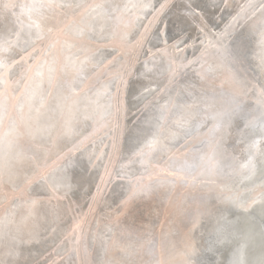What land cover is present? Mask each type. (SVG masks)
I'll use <instances>...</instances> for the list:
<instances>
[{
    "label": "snow or ice",
    "instance_id": "1",
    "mask_svg": "<svg viewBox=\"0 0 264 264\" xmlns=\"http://www.w3.org/2000/svg\"><path fill=\"white\" fill-rule=\"evenodd\" d=\"M202 3L203 7L197 0H188L178 6L173 0H140L123 8L113 5L111 16L104 10V3L95 5L93 11H101L92 21H103L105 17L119 20L124 12L136 10L133 22L140 23L133 48L143 50L145 59L137 55L131 62L123 58L118 61L117 56L96 59L109 48L104 22L97 26L84 21L71 36L65 32L62 23L66 10L81 9L82 4L27 0L18 6H2L0 189L7 177L12 191H19L22 198L0 216V264H38L34 260L37 253L31 251L41 235L36 222L54 224L59 219L57 209H44V205L53 198L62 202L91 179L95 151L94 143L93 151L85 147L88 137L79 140L85 150L78 158L69 153L51 163L47 155H42L47 150L38 142L40 139H54V134L77 135L75 125L89 121L112 133L108 137L111 147L126 162L114 172L106 166L105 175L128 181L127 194L119 207L124 215L134 217L139 211L138 203L156 199L157 188L162 185L141 183L129 171L131 164L139 161L150 165L159 151L172 153L177 159L186 155L209 119L207 115L198 119L195 110L202 107L207 113L217 105L219 108L210 117L213 126L203 134L209 137L210 149L200 155L204 166L195 175L185 173V167L192 165L167 172L174 178L168 182L170 186L182 182L202 189L192 200L197 211L178 214L172 221L176 232L169 234L181 237L180 264H247L246 241L238 230L229 234L217 228L214 238L202 250L197 247L194 233L203 227L205 219L215 224L234 216L239 221V213L250 212L253 205L264 203V0H247L238 10H230L227 0ZM17 7L19 13L15 11ZM177 7L182 11L170 17L169 13ZM25 27L27 38L22 40ZM123 38H127V33ZM146 44L150 46L145 48ZM255 49L259 50L260 77L249 78L248 66ZM189 50L191 59L187 56ZM156 56L164 57L167 63L162 86L155 85L151 78ZM117 64V70L105 72ZM15 68L20 73L13 80ZM213 73L222 74L219 83L209 78ZM64 75L71 78L65 81ZM226 87L228 91L224 92ZM163 96L167 99L161 103ZM10 106L18 113L16 118ZM42 119L48 123H41ZM194 122L197 135L189 136ZM257 133L256 139L245 144L249 135ZM229 138L234 140L231 150L226 147ZM181 139L184 143L177 147ZM241 144H245L246 160L236 167L232 161L238 157L232 152ZM20 177L23 184L15 185ZM79 227L77 224L76 229ZM132 234L128 232L129 236ZM137 235L147 237L144 242L148 244L153 242L147 232ZM100 239L107 243V236ZM119 251V259L104 264H142L139 252L131 245ZM196 256L201 258L194 259ZM155 264L165 262L158 260ZM167 264L177 262L173 257Z\"/></svg>",
    "mask_w": 264,
    "mask_h": 264
},
{
    "label": "bare ground",
    "instance_id": "2",
    "mask_svg": "<svg viewBox=\"0 0 264 264\" xmlns=\"http://www.w3.org/2000/svg\"><path fill=\"white\" fill-rule=\"evenodd\" d=\"M11 4H16L17 6L26 3L27 0H11ZM241 0H227L228 4L230 5V10H236L238 4ZM66 3H73V4H84L87 3L91 5L87 11H77L71 18L65 22V32L71 36L74 31L82 24L84 21L96 23L97 26L101 22L105 23L106 26V33L105 35L108 37V44L109 48L107 52L102 53L96 57L97 60L109 59L110 56H117L116 55V45L120 43L130 44L126 49H128V53L122 54L124 56H117L118 61L123 58L124 60L130 59L131 56L134 58L139 55L141 60L145 59V53L143 50H135L133 49V45L135 43V37L137 35V27L139 26L140 22H133L134 21V13L136 12L135 9L129 12H124L119 20L112 18L108 19L107 17L104 18L103 21L97 19L96 21H92V17L96 15V12L101 11L97 9L96 12L93 11V7L97 4L104 3L106 5L105 11L112 15V6L115 4H119L121 8L125 4H133L138 3L140 0H65ZM155 2V0H153ZM188 2V0H173V3L176 5H181L183 3ZM217 3L220 0H216ZM197 3H201V7H203L202 0H197ZM5 4V0H0V10H2V6ZM87 5V6H88ZM158 6V5H157ZM205 12H208L207 8H204ZM17 13H19L20 9L17 7L15 9ZM67 11V10H66ZM76 11V10H75ZM75 11H71L75 12ZM182 11L179 7L172 10L169 13V16L172 17L177 12ZM70 12V11H67ZM147 22L144 20L143 23ZM28 21L24 18V24L27 25ZM127 25L128 27H125ZM163 27V25H161ZM108 28H111L112 31H107ZM28 29L25 27L22 32L21 39L24 40L27 38ZM127 33V38H123L124 34ZM195 29H192V35H195ZM64 39L63 36H61ZM171 43V41H170ZM150 45H145L144 47L147 48ZM162 47V45H161ZM115 49V50H114ZM133 51V54L130 51ZM155 51V49H153ZM258 49H255L252 54L251 63L248 66V74L249 78H258L260 77V69L258 68ZM111 53V55H108ZM115 54V55H114ZM187 56L189 59L192 58V51L189 50L187 52ZM112 58V57H111ZM110 58V59H111ZM119 64L113 66L110 69H105L107 71H115L117 70ZM154 68L155 72L152 75V79L155 85H161L164 82L166 76V68L167 63L164 57L156 56L154 61ZM19 68H15L12 71V75H17ZM71 77L69 75H64L62 77L63 80H69ZM210 79H214L216 83H219V79L222 78L221 73H213L210 74ZM219 91V90H218ZM224 92H227V87L223 89ZM151 99V96L148 97ZM167 99L166 96L161 97V103ZM219 108V105L216 106L215 109L208 111L207 113L204 112L203 108H197L195 111L197 112L198 119L207 115L209 119L206 121V126L201 129L200 138L197 140H193L192 143L189 145V150L186 155L177 159L173 158L169 160V152L167 151H159L157 152L151 160L150 165H141L139 161L134 162L131 164L129 171L134 174V176L140 178V182L143 184H152L162 185L157 188V198L154 200L149 201H140L138 203L139 211L135 213L134 217H130L123 214V210L119 207L120 201L124 198L127 194V189L129 188L128 181H117L113 175V178L108 181L106 191L99 195L96 199L97 195H95V199H92L91 206H93L92 212L89 215L87 220V224L85 225L83 233H79L74 247V256L71 254L68 256L57 258L54 260L52 264H104L105 261L111 259H119L122 253L119 251L121 247L127 248L129 245L132 246L133 250L139 252V259L142 260V264H155V261L162 260L167 264V261L171 258H175L177 264H180L181 257L179 253L183 251V243L181 242V237L178 235H170L169 233H175L176 228L173 226L172 221L176 219L178 214L184 212L185 210L190 212H196L197 209L192 206V200L194 195L190 194L185 199L180 200V195L178 194L176 198L172 199L169 204V209L165 210V221L161 222L157 231H158V240H157V259H154V244H155V227L158 223V218L160 214V209L162 207L165 193L168 191V187L166 185V181L158 180L153 182H146L145 179H148L149 176L154 175L155 168L154 165H160L163 161H167L171 166H181L185 165H192L191 168L185 167V173L197 174L201 167L204 166L200 161V155L203 153H209V137L203 135L207 133L209 129L213 126V121L211 120L212 112ZM9 110L12 112L13 118H16L18 115L17 111L10 106ZM41 123H48L46 119H42ZM77 135L74 136H64V135H55L54 139H49L44 137L40 139L38 142L43 144L47 149L46 153H49L51 158L55 156V160H57L58 156L67 155L71 153L74 157H79L81 152L84 151V148L79 146V140L88 137V140L85 141V147L88 151H93V143H94V151L95 156L97 155L99 159L93 158L94 169L90 172L91 179L84 184L83 187L79 189H75L73 194L63 200V204L56 205L58 202L55 200L54 202L51 200L50 203H46L44 205V209H54L55 207L52 205H56V209L58 213L61 212V216L56 221V223H48V224H41L37 221V225L40 228L41 235L37 237L38 243H34L31 247V251L37 253L34 257L35 261H39L45 251L51 246L50 248L56 249L58 254H62L65 250L64 245L59 246L60 235L62 232L67 228L68 224L74 220H72V214L75 210H86V202L88 198H90V194L93 191L95 182L97 180V175L101 169V176L105 172V168L110 171H118L120 169L121 164L125 163L126 161L123 159V155L121 153H117L114 150L112 151L111 158L108 160V163H105L106 159L101 156L107 148L109 147V140L108 137L111 133H108L106 129L100 128L98 125H94L91 121L87 123H77L75 125ZM189 136H196L197 133L195 131V122L193 123L192 130L188 133ZM257 135H249L245 141V144L251 142L253 139L257 138ZM90 137V138H89ZM93 137V138H91ZM102 138H106V140H101ZM112 143V141H111ZM182 143V139L179 140L176 144L178 147L179 144ZM234 144V140L229 138V141L226 145L230 150L232 149V145ZM245 144L239 145L234 152H232L233 156L238 157L237 160L232 161L234 166L238 167L239 164H242L246 160V154L244 153L243 149ZM108 145V147H105ZM100 148L102 149L100 153ZM261 148L264 149V144L261 145ZM43 153L42 155H45ZM111 153V152H110ZM173 155V154H172ZM94 156V157H95ZM167 156V157H166ZM112 160V165L109 168V163ZM50 161L49 163H51ZM105 163V165H104ZM153 164V166H152ZM169 168V167H168ZM173 170L172 168H169ZM165 176V174H162ZM165 179V177L163 178ZM258 181V178H257ZM145 182V183H144ZM15 185H22L23 179L22 177L17 178L14 181ZM4 187L0 189V216H3L6 212L10 211L13 204H18L20 199L22 198V194L19 191H12V184L9 183L8 178H4ZM202 191V190H200ZM199 191V192H200ZM15 195L14 199H9ZM12 200V201H11ZM60 203V202H59ZM178 203V204H177ZM52 204V205H51ZM66 206V207H64ZM43 210V209H42ZM66 212H65V211ZM174 213V217H167L168 214ZM69 214V215H68ZM20 210H17V219H19ZM239 221H236V217H229L227 220H223L220 223H213L207 219L204 220L203 227L197 230L194 233V238L197 241V247L201 250L207 246V242L214 238L215 230L217 228L224 229L227 233H232L233 231H239L240 235L246 241V249H245V256L247 260V264H261L264 260V203H257L253 205L252 210L247 213H239ZM161 219V221H162ZM255 221H262V223H255ZM60 225V229L58 227ZM75 225H73L74 227ZM54 229V230H53ZM111 229V231H109ZM58 230V231H57ZM132 232L131 236L128 235V232ZM147 232L151 235L153 242L148 244L146 241L147 237L138 236L137 233H144ZM203 233V235H202ZM211 233V235L209 234ZM120 234L119 237H117ZM101 236H107V243L100 239ZM115 241V243H113ZM141 243H143V247H140ZM51 244V245H50ZM174 245V246H173ZM105 249L107 251H105ZM200 256L194 257V259H200Z\"/></svg>",
    "mask_w": 264,
    "mask_h": 264
},
{
    "label": "water",
    "instance_id": "3",
    "mask_svg": "<svg viewBox=\"0 0 264 264\" xmlns=\"http://www.w3.org/2000/svg\"><path fill=\"white\" fill-rule=\"evenodd\" d=\"M11 0H5V4L7 3V4H11ZM256 2L257 3H259V0H256ZM247 3V0H241V1H239V3H238V6L239 5H244V4H246ZM82 5H84V7L83 8H81V9H83L82 11H87L89 8H90V6L91 5H88L87 3H84V4H82ZM88 5V6H87ZM238 6H237V9L236 10H238ZM81 9H78V10H76L75 12H72L71 13V11L70 12H67L66 11V15L63 17V23H62V27H64V29H65V27H66V25L64 26V24H65V22H67L68 21V19L69 18H71V16H73L74 17V15H75V13L77 12V11H80ZM147 22H145V24H146ZM53 38H55V37H53ZM61 39H62V37H61ZM135 44V43H134ZM130 44H126V43H120V44H118V45H116V49H117V51H116V55L117 56H123L122 54H126V53H128V49H126L128 46H129ZM131 46V45H130ZM134 49V48H133ZM130 53L131 54H133V51L131 50L130 51ZM119 54V55H118ZM115 55V54H114ZM112 56H110L109 57V59L111 58ZM123 58H124V56H123ZM134 57L133 56H131V58L130 59H126L127 61H129V62H131V60L133 59ZM19 73H20V70L18 71V73H17V75L15 76V75H12V79L13 80H15V78L19 75ZM110 135H113L112 133L110 134ZM109 135V136H110ZM90 138V137H89ZM91 138H93V137H91ZM108 140H109V138H108ZM109 143V147L107 148V151H105V154H104V152H103V154L101 155V156H103L105 159H106V161H105V163H108L109 161L108 160H110V158H111V154H112V151H113V149H112V147H111V140H109L108 141ZM184 143V140L182 139V143L181 144H183ZM47 150V149H46ZM102 151V149L100 148V152ZM111 152V153H110ZM47 154H49V153H46L45 155H47ZM48 157H49V162L50 161H55V156H53V158H51L49 155H47ZM96 157H98L97 155L95 156V157H93V158H96ZM167 157V156H166ZM169 158V160H171V159H173L175 156H173L172 155V153H170L169 154V156H168ZM96 160V159H95ZM94 160V161H95ZM105 163H104V165H105ZM112 165V160H111V162L109 163V168H110V166ZM152 166H153V164H152ZM154 168H155V170H153V172H155L154 173V175H151V176H149V178L148 179H145L146 180V182H153V181H158V180H164V181H166L165 183H166V185H167V187H168V191L165 193V195H163L164 196V201H163V204H162V207H161V209H160V214H159V218H158V223H157V226L154 228L155 229V231H154V234H155V240H156V234H157V240H158V231H157V229H158V227H159V225H160V223L161 222H163V221H165V218L164 219H162V217H164L165 216V210H166V208H167V206H168V208H167V211H168V209H169V204H170V202L172 201V199H174V198H176V196L178 195V194H181L180 195V200H181V198L182 199H185L186 197H188L190 194H195V193H198L200 190H202V189H200L199 187H196V188H190V187H188V186H185L182 182H176L175 183V186H170L169 184H168V182L169 181H173L174 180V178L173 177H171V176H168L167 175V172H170V171H175V170H177L179 167L178 166H171L167 161H163V163H161L160 165H154L153 166ZM172 168L173 170H171V169H169V168ZM101 169H100V171H99V173H98V175H97V180H96V182H95V185H94V188H93V191H92V193L90 194V198H88V200H87V202H86V207L88 206V208L85 210H75L74 212H73V214H72V220H74V222L72 223V221L68 224V226H67V228L62 232V234L60 235V240H59V246L62 244V245H64L65 246V250L62 252V254H58L57 253V251H56V249H52V248H50L51 246H49V248L45 251V253L42 255V257L39 259V261H38V264H52L53 262H54V260H56L57 258H59V257H61L60 259H62L63 257H65V256H69L70 254L73 256V257H75L74 256V247H73V245H75V242H76V238H77V236H78V234L79 233H83V231H84V228H85V225L87 224V220H88V218H89V215L91 214V212H92V209H93V206H91V203H92V201H90V200H92L93 199V197L95 196V195H97V197H96V199L99 197V195L100 194H102L104 191H106V187H107V184H108V181L109 180H111V179H109L106 175H105V172L103 173V177H104V181H101ZM162 174H165V176H163ZM187 174H189V173H187ZM191 174V173H190ZM193 175H195V174H193ZM165 177V179H163ZM145 183V182H144ZM99 186V189H100V191L99 192H97V187ZM20 193V192H19ZM0 195H3L2 193H0ZM15 195H17V194H13V196L11 197V198H9V199H14V197H15ZM16 198V197H15ZM12 199V200H13ZM11 200V201H12ZM178 204V203H177ZM171 213V212H170ZM174 213H171V214H168V218H169V216L172 218V217H174V215H173ZM69 215V214H68ZM161 219H162V221H161ZM255 223L258 225V223H262V221H255ZM77 224H79L80 225V227L78 228V229H76V225ZM73 225H75L74 227H73ZM74 229H75V232H74ZM157 240L155 241V244H154V249H153V251H154V259L156 260L157 259V254H156V250H157ZM51 245V244H50ZM264 261V260H263Z\"/></svg>",
    "mask_w": 264,
    "mask_h": 264
},
{
    "label": "rangeland",
    "instance_id": "4",
    "mask_svg": "<svg viewBox=\"0 0 264 264\" xmlns=\"http://www.w3.org/2000/svg\"><path fill=\"white\" fill-rule=\"evenodd\" d=\"M238 4H235V6H237ZM101 153V152H100ZM94 169H91V172L93 171ZM53 202L55 201V200H52ZM64 202H60V203H57L56 205H60V204H63ZM52 205V204H51ZM56 205H52V206H54L55 208L54 209H56ZM64 207H66V206H64ZM65 211V210H64ZM66 212V211H65ZM74 212V211H73ZM58 215H59V217L61 216V212L60 213H58ZM60 229V225H59V227H58V230ZM57 230V231H58ZM120 236V234L117 236V237H119Z\"/></svg>",
    "mask_w": 264,
    "mask_h": 264
},
{
    "label": "flooded vegetation",
    "instance_id": "5",
    "mask_svg": "<svg viewBox=\"0 0 264 264\" xmlns=\"http://www.w3.org/2000/svg\"><path fill=\"white\" fill-rule=\"evenodd\" d=\"M101 140H106V138H102ZM108 140V139H107Z\"/></svg>",
    "mask_w": 264,
    "mask_h": 264
}]
</instances>
